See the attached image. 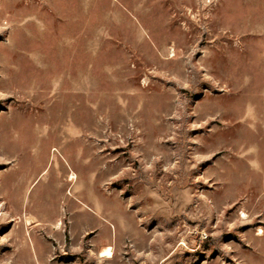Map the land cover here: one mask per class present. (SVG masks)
<instances>
[{
    "label": "rangeland",
    "instance_id": "rangeland-1",
    "mask_svg": "<svg viewBox=\"0 0 264 264\" xmlns=\"http://www.w3.org/2000/svg\"><path fill=\"white\" fill-rule=\"evenodd\" d=\"M260 201L264 0H0V264H249Z\"/></svg>",
    "mask_w": 264,
    "mask_h": 264
},
{
    "label": "crops",
    "instance_id": "crops-1",
    "mask_svg": "<svg viewBox=\"0 0 264 264\" xmlns=\"http://www.w3.org/2000/svg\"><path fill=\"white\" fill-rule=\"evenodd\" d=\"M258 209L262 210L259 213H257V219H262L261 223H258L260 225L264 226V201L258 202ZM261 228V227H259ZM264 228V227H262ZM262 231V233H260ZM247 238V236H246ZM250 245L252 249L249 252V255H244V257L251 256V260H244L245 263L249 264H264V231L263 229H259L258 232H252L249 237Z\"/></svg>",
    "mask_w": 264,
    "mask_h": 264
},
{
    "label": "bare ground",
    "instance_id": "bare-ground-1",
    "mask_svg": "<svg viewBox=\"0 0 264 264\" xmlns=\"http://www.w3.org/2000/svg\"><path fill=\"white\" fill-rule=\"evenodd\" d=\"M75 178H76V174L75 173H72V176H71L70 179L73 180ZM100 257L101 258H105V259H111L113 257V251H112V249L110 247L109 248H106L105 250L102 251Z\"/></svg>",
    "mask_w": 264,
    "mask_h": 264
},
{
    "label": "built area",
    "instance_id": "built-area-1",
    "mask_svg": "<svg viewBox=\"0 0 264 264\" xmlns=\"http://www.w3.org/2000/svg\"><path fill=\"white\" fill-rule=\"evenodd\" d=\"M205 238H207V236H205Z\"/></svg>",
    "mask_w": 264,
    "mask_h": 264
}]
</instances>
